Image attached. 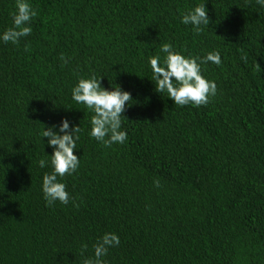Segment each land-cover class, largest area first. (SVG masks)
I'll use <instances>...</instances> for the list:
<instances>
[{"label": "trees", "instance_id": "trees-1", "mask_svg": "<svg viewBox=\"0 0 264 264\" xmlns=\"http://www.w3.org/2000/svg\"><path fill=\"white\" fill-rule=\"evenodd\" d=\"M31 33L0 42V264H82L114 233L105 264H264V8L256 0H28ZM204 4L199 35L181 16ZM15 0H0V32ZM215 82L206 105L156 93L147 64L162 44ZM61 54L64 60L60 59ZM255 64L260 71L255 70ZM130 93L127 139L104 147L71 99L80 78ZM79 126V167L41 192L51 154L42 125ZM42 124V125H41ZM42 139V140H41ZM107 139V137H105ZM158 181L159 186L154 184Z\"/></svg>", "mask_w": 264, "mask_h": 264}, {"label": "clouds", "instance_id": "clouds-1", "mask_svg": "<svg viewBox=\"0 0 264 264\" xmlns=\"http://www.w3.org/2000/svg\"><path fill=\"white\" fill-rule=\"evenodd\" d=\"M256 3L264 8V0H256ZM10 15L12 27L0 32V42L16 44L20 38L31 33V27L28 25L36 12L28 0H15V11ZM180 23L191 25L195 34L199 35L203 27L209 24L204 4L195 6L183 14ZM160 52L164 54L162 61L159 56H153L147 61L152 80L155 81L156 93H166L168 99L181 107L206 105L209 98L216 95L215 82L206 80L201 75V65L211 63L219 66L221 60L218 52L207 53L203 57H188L173 51V46L167 43L160 46ZM60 59L64 60L63 54ZM255 70L260 71L257 64ZM101 78L93 74L88 78L78 79L71 89V99L92 113L89 120V137L102 143L104 147H109L113 143L122 144L127 139L126 131L120 129L122 113L129 106L131 97L129 92L116 84L106 90L100 84ZM42 126L43 130L39 135L51 149V154L45 155L47 160L37 161L39 168H50V172L42 176V196L47 205L56 202L66 205L69 203V194L65 191L64 183L58 181V177L71 175L79 167V159L73 153L81 129L76 125L70 127V122L63 118L59 124ZM154 184L159 186L158 181H154ZM119 243V238L114 233L103 234L93 246V255L84 258L82 264H105L103 257L108 249L118 246Z\"/></svg>", "mask_w": 264, "mask_h": 264}]
</instances>
